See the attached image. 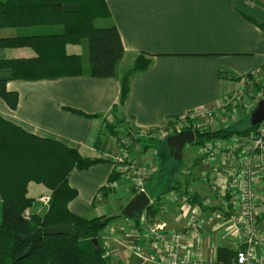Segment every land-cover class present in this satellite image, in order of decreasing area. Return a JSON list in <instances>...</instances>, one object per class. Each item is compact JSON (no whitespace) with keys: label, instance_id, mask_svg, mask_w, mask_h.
Returning a JSON list of instances; mask_svg holds the SVG:
<instances>
[{"label":"crops","instance_id":"crops-1","mask_svg":"<svg viewBox=\"0 0 264 264\" xmlns=\"http://www.w3.org/2000/svg\"><path fill=\"white\" fill-rule=\"evenodd\" d=\"M105 4L109 16L101 26H114L124 49L115 76L7 81L6 89L17 94V104L10 109L0 98V116L73 147L86 159L100 160L69 175L68 185L77 194L67 209L88 219L114 217L100 233L110 264H168L174 252L179 264H225L226 252L240 249L245 237L238 220L240 188L230 182L234 172H242L236 155L246 134L209 141L218 147L214 158L201 156L199 144H194V152L184 146L179 161L185 163L164 187L163 165L153 143L169 135L149 139L138 131L165 130L171 120L218 106L235 93L245 107L219 112L211 130L243 131L228 128L253 111L251 97L264 81V0H105ZM66 53L79 55L83 68H88L86 40L68 44ZM0 55L11 59L35 54L30 48H10L0 50ZM137 58L150 64L129 78L121 104V80ZM253 73V81H242ZM126 128L136 130L139 140H131ZM251 180L253 224L259 230L256 259L264 264V177L253 168ZM140 191L149 197V208L126 218L122 209ZM49 194L42 184L27 185L28 198Z\"/></svg>","mask_w":264,"mask_h":264},{"label":"trees","instance_id":"trees-1","mask_svg":"<svg viewBox=\"0 0 264 264\" xmlns=\"http://www.w3.org/2000/svg\"><path fill=\"white\" fill-rule=\"evenodd\" d=\"M108 16L105 0H0V32L14 31L13 35H0V50L30 48L35 54L11 59L0 55V98L10 109L16 108L17 94L6 89L7 81L11 80H53L81 75L113 78L124 55L119 33L114 26H94L96 20ZM82 40L87 42V69L83 68L79 55L66 53L68 44ZM149 64V60L137 58L123 76L121 104L128 94L129 78L143 72ZM253 129L248 124L241 132L194 131V144L225 140ZM126 130L131 140H139L135 138L136 130ZM99 161L86 159L75 148L37 136L0 116V264H110L100 233L114 217L88 219L67 209L77 194L68 185L69 175ZM29 182L42 184L50 191L49 205L42 215L34 214L36 202L27 197ZM27 208L32 212L29 220L23 218ZM61 224L73 225L77 237H43L39 247L21 258L29 247L25 237L38 228ZM226 253L229 263L236 252Z\"/></svg>","mask_w":264,"mask_h":264},{"label":"built area","instance_id":"built-area-1","mask_svg":"<svg viewBox=\"0 0 264 264\" xmlns=\"http://www.w3.org/2000/svg\"><path fill=\"white\" fill-rule=\"evenodd\" d=\"M257 74V72H255ZM252 76H255L254 73L243 78L244 80H251ZM264 81L261 82L260 89H257L256 92L252 95L251 99L254 101L255 106L257 103L264 99V89H262ZM245 107V103L239 95L236 93L227 97L223 102L218 106L211 105L203 109L192 110L189 113L172 120L169 126L165 130H139L138 135L143 138H157L167 136L168 131H175V134L185 131L184 128H180L182 124L186 123L185 117L187 115L194 116L195 120H204L208 126H212V123L220 112H227L237 107ZM194 121V120H193ZM196 127H201V124H197ZM192 130V129H187ZM194 131V130H192ZM218 151V147L213 145L210 142H204L200 144V154L205 158H214ZM229 155L234 157L232 153L229 152ZM116 158L117 162H123L121 156H113ZM112 157V158H113ZM239 157V158H238ZM237 165L241 166V174H236L234 172L231 178V184L233 186H239L240 194L239 201L241 205L240 215L238 220H241L244 225V242L243 246L238 249L235 253L234 258L231 262L225 264H261V259H256V248L257 243L259 242V230L254 227L253 224V213H254V189L251 180V171L253 168L257 169L259 174L264 177V121L257 124L253 130L248 132L241 141L240 150L236 155ZM131 168V165L128 166ZM140 186L136 185V189H139ZM135 189V190H136ZM141 192V191H140ZM49 205V196H42L36 200V212L39 213L48 208ZM32 212L27 208L23 213V218L29 220L31 218ZM139 248L136 249V252L139 253ZM178 253H171L169 255L168 264H179V259L177 257ZM106 255V253H105Z\"/></svg>","mask_w":264,"mask_h":264},{"label":"water","instance_id":"water-1","mask_svg":"<svg viewBox=\"0 0 264 264\" xmlns=\"http://www.w3.org/2000/svg\"><path fill=\"white\" fill-rule=\"evenodd\" d=\"M264 121V99H261L253 111L249 114L248 124L250 127H255L257 124ZM195 142V133L192 130H186L178 134L169 136L166 143L170 148L171 155L179 160L181 158L182 150L185 145H191ZM149 197L144 191L137 193L122 209V215L126 218H132L135 214H141L149 207ZM65 235L73 238L77 237L75 227L71 224H61L54 227L38 228L24 239L29 242L27 251L21 258L27 257L36 247L40 246L41 240L46 236ZM94 244L97 243L93 240Z\"/></svg>","mask_w":264,"mask_h":264},{"label":"rangeland","instance_id":"rangeland-1","mask_svg":"<svg viewBox=\"0 0 264 264\" xmlns=\"http://www.w3.org/2000/svg\"><path fill=\"white\" fill-rule=\"evenodd\" d=\"M102 22H103L102 20H96L94 22V26L95 27H101V25L103 24ZM250 112H249V114H250ZM249 114L245 117L244 120H242L241 122H238V124L236 126L230 127L228 129L229 130H239V129H244L245 127H247L248 126ZM192 118H194V116L187 115L185 117V119H186L185 122L186 123L182 124V126L180 128H184L185 131L187 129H192L195 132L196 131L200 132V131H205V130H211V128H213V126L212 127L208 126L204 120H195V119H192ZM176 119L177 118H175V120ZM170 122H174V121L171 120ZM197 124H201V127H199V128L196 127ZM215 124H217V123H215ZM116 133H117V131H116ZM167 134L169 136L175 135V131H171L170 130V131L167 132ZM114 138L116 140L121 139V138H119L117 136H114ZM185 146H187V147L190 146V150L192 152H194V149L196 151V145H194V144L185 145ZM153 147L158 153V157L160 158L159 160H160L161 165H163V166H161L162 171H164V177H163V181H162V186L165 187L167 185V183L170 184V183H172L174 181L173 173L177 172L179 170L180 166H182L185 162H184V159H182V161L180 163L179 160H176L173 156L170 155L166 140L162 141L161 143L154 142L153 143ZM45 196H48V195H45ZM37 199L38 198L34 199L35 202H36ZM42 213H43V211H41L39 213H34V214L42 215ZM0 221H1V214H0Z\"/></svg>","mask_w":264,"mask_h":264}]
</instances>
